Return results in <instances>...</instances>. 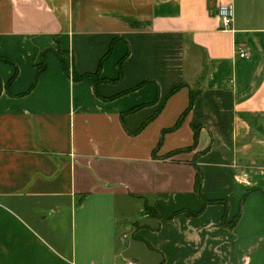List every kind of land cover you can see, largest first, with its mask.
Here are the masks:
<instances>
[{
    "label": "crops",
    "instance_id": "1",
    "mask_svg": "<svg viewBox=\"0 0 264 264\" xmlns=\"http://www.w3.org/2000/svg\"><path fill=\"white\" fill-rule=\"evenodd\" d=\"M0 79V264H264V0H0Z\"/></svg>",
    "mask_w": 264,
    "mask_h": 264
},
{
    "label": "built area",
    "instance_id": "2",
    "mask_svg": "<svg viewBox=\"0 0 264 264\" xmlns=\"http://www.w3.org/2000/svg\"><path fill=\"white\" fill-rule=\"evenodd\" d=\"M217 15L221 22L222 29L226 30L229 29L234 18V8L231 4L220 6L217 11ZM240 58H247L248 54L246 51L240 53ZM126 264H137L136 261L129 260Z\"/></svg>",
    "mask_w": 264,
    "mask_h": 264
},
{
    "label": "trees",
    "instance_id": "3",
    "mask_svg": "<svg viewBox=\"0 0 264 264\" xmlns=\"http://www.w3.org/2000/svg\"><path fill=\"white\" fill-rule=\"evenodd\" d=\"M4 61L7 62L6 60H4ZM44 69H45V62L43 61V62H42L41 64H39V66H38V74H40L42 71H44ZM15 76H16V72H15V74L13 75V77L11 78V80H13V79L15 78ZM72 77H73V79H74L75 81L81 80V79L83 78V77H80V76H72ZM11 80H10V82H11ZM2 90H3V86H2V81H1V79H0V94L2 93ZM193 98H194V96L192 95V98H191V101H190V105H191L192 102H193ZM182 117H183V116H182ZM182 117H180V119L177 121L176 125H175L173 128H176V127L180 124ZM188 150H191V149H187L186 151H188ZM200 182H201V177H200L199 173H197V175H196L195 188H196V190H197V192H198V195H200V191H199V188H200ZM201 199H202V198H201ZM202 203H203V206H207V205H210V204H217V203H219V202H217V201H206V200L202 199ZM191 214H192V213H191ZM236 221H237V218L231 223V225H228V224L225 223V222H224V224H225L226 227H232V226L236 223Z\"/></svg>",
    "mask_w": 264,
    "mask_h": 264
}]
</instances>
